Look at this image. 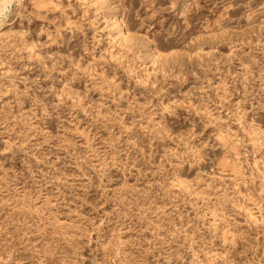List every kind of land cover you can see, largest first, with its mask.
<instances>
[{
  "label": "rangeland",
  "instance_id": "obj_1",
  "mask_svg": "<svg viewBox=\"0 0 264 264\" xmlns=\"http://www.w3.org/2000/svg\"><path fill=\"white\" fill-rule=\"evenodd\" d=\"M0 264H264V0H0Z\"/></svg>",
  "mask_w": 264,
  "mask_h": 264
},
{
  "label": "bare ground",
  "instance_id": "obj_2",
  "mask_svg": "<svg viewBox=\"0 0 264 264\" xmlns=\"http://www.w3.org/2000/svg\"><path fill=\"white\" fill-rule=\"evenodd\" d=\"M13 0H11V2H12ZM5 2V1H4Z\"/></svg>",
  "mask_w": 264,
  "mask_h": 264
}]
</instances>
